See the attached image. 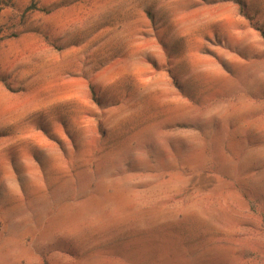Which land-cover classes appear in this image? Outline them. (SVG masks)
Returning a JSON list of instances; mask_svg holds the SVG:
<instances>
[{
    "label": "rangeland",
    "instance_id": "1",
    "mask_svg": "<svg viewBox=\"0 0 264 264\" xmlns=\"http://www.w3.org/2000/svg\"><path fill=\"white\" fill-rule=\"evenodd\" d=\"M0 264H264V0H0Z\"/></svg>",
    "mask_w": 264,
    "mask_h": 264
}]
</instances>
